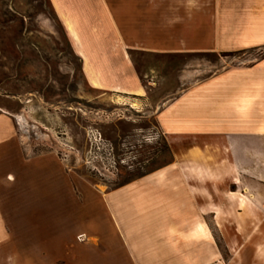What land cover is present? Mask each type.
I'll list each match as a JSON object with an SVG mask.
<instances>
[{"label":"crops","instance_id":"0c3cea01","mask_svg":"<svg viewBox=\"0 0 264 264\" xmlns=\"http://www.w3.org/2000/svg\"><path fill=\"white\" fill-rule=\"evenodd\" d=\"M52 5L58 19H69L75 28L88 17L97 21L95 16L114 23L111 33L84 34L76 28L80 37L100 38L98 50L84 52L81 40L69 32L77 53L89 60L87 68L98 75L103 87L87 81L97 90L114 91L122 98L164 103L154 115L155 126L168 142L172 159L103 191L68 170L53 153L25 152L16 141L12 116L0 115V123H5L0 125V229L9 236L0 243V264H9V258L12 264L204 263L206 244L211 247L210 261L215 262L220 254L208 224L203 222L202 228L212 241L191 238L189 233L195 222L194 229L201 233L197 226L211 212L206 209L220 214V206H212L208 197L206 204L199 198L204 197L206 180L226 176L232 177L231 185L236 187L228 193L230 204L244 215L243 222L257 221L247 227L249 234L243 232L242 222L238 233L249 240L259 232L257 245H264V170L260 218L252 198L241 190L242 176L247 177L248 170L246 174L239 170V166L252 165L249 150L254 142L264 149V54L248 63L225 66L184 88L180 87L188 75H182L176 87L166 85L168 90L160 95L158 87L142 80L147 76L154 82L155 68L141 75L129 56L131 52L219 55L262 49L264 0H196L195 8H187L184 0H54ZM173 17L180 22L169 24ZM98 69L114 71L116 81L98 74ZM242 147L244 158L237 153ZM223 148L232 160L215 164L210 156ZM138 186L148 203L137 193L129 194ZM239 194L244 203L238 201ZM169 225H181L183 238L173 237L170 243L163 234ZM190 245L195 252L190 253Z\"/></svg>","mask_w":264,"mask_h":264},{"label":"rangeland","instance_id":"374dc122","mask_svg":"<svg viewBox=\"0 0 264 264\" xmlns=\"http://www.w3.org/2000/svg\"><path fill=\"white\" fill-rule=\"evenodd\" d=\"M53 1L0 0V115L12 116L18 145L30 154L53 153L68 170H73L87 184L103 191L121 186L170 162L172 155L168 142L156 128L154 118L164 103L148 104L142 99L122 98L120 93H106L90 86L85 74L89 60H82L77 53L69 31L55 14ZM95 18L97 21H90L88 17L86 21L77 22L76 28L84 34L113 31L114 23L102 21L101 16ZM80 39L84 52L87 48L93 51L101 47L100 38ZM263 54L264 48L219 55L131 52L129 56L141 75L149 72V68H155L152 69L154 82L147 76L141 78L147 86L158 87L157 94L160 95L168 87H176L182 75L187 74L188 80L180 88L225 66L248 63ZM92 57H96L95 54ZM96 72L116 81L114 71ZM260 145L254 142L252 150H249L252 165L239 166L244 174L248 170L247 177L242 176L241 190L252 198L259 218L264 170V149ZM215 151L214 157L210 156L215 164L218 161L228 163L229 158L232 160L229 150ZM237 153L244 158L243 147ZM231 179L226 176L224 180L204 182V197H200L199 202L206 204L208 197L212 206L222 209L216 216L212 209L205 210L214 214L204 215L205 219H201L197 226L204 236L194 229L196 222L189 233L191 238L212 241L211 234L202 228L203 222L208 224L215 238L214 248L220 256L211 262V247L206 244L205 262L189 261L188 264H260L255 255L256 246L260 243L259 232L245 240L246 235L237 231L244 215H239L241 211L238 212L235 204L231 205L228 200L229 191L236 188L231 185ZM128 192L139 194L148 203L145 191L139 186ZM239 196L238 201L244 203L243 196ZM238 205L243 206L240 202ZM256 224L255 220L243 222V232L251 233L247 227ZM189 248L190 253L196 250L195 246L190 245Z\"/></svg>","mask_w":264,"mask_h":264},{"label":"clouds","instance_id":"9594fccd","mask_svg":"<svg viewBox=\"0 0 264 264\" xmlns=\"http://www.w3.org/2000/svg\"><path fill=\"white\" fill-rule=\"evenodd\" d=\"M185 6L187 8H195L196 7V0H184ZM169 24H175L180 22L179 17H173L169 21H167ZM181 225H169L165 232L163 233L169 240V242H172V238L175 237L177 240L182 239V234L179 231V228ZM9 239L8 234L0 229V243L5 242ZM255 255L256 259L261 262V264H264V245H257L255 249ZM13 258H9V264H12Z\"/></svg>","mask_w":264,"mask_h":264},{"label":"bare ground","instance_id":"6f19581e","mask_svg":"<svg viewBox=\"0 0 264 264\" xmlns=\"http://www.w3.org/2000/svg\"><path fill=\"white\" fill-rule=\"evenodd\" d=\"M55 3V2H54ZM56 5V4H55ZM63 23L65 24L67 30L72 34V36L74 38H76L77 40H81L80 36L76 30V28L74 27L73 22H71L69 19H66L65 17L63 18ZM76 24V23H75ZM99 73V72H98ZM85 74H86V78L89 81V83H91L92 85L96 86V87H103L102 82L100 81L98 75L92 71L91 69H88L87 67L85 68ZM100 74V73H99ZM114 89H116V87L114 86Z\"/></svg>","mask_w":264,"mask_h":264}]
</instances>
